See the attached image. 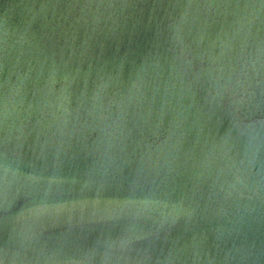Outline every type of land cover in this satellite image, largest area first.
Wrapping results in <instances>:
<instances>
[{
	"label": "water",
	"instance_id": "1",
	"mask_svg": "<svg viewBox=\"0 0 264 264\" xmlns=\"http://www.w3.org/2000/svg\"><path fill=\"white\" fill-rule=\"evenodd\" d=\"M0 264H264V0H0Z\"/></svg>",
	"mask_w": 264,
	"mask_h": 264
}]
</instances>
